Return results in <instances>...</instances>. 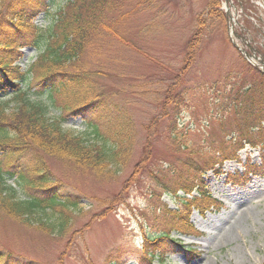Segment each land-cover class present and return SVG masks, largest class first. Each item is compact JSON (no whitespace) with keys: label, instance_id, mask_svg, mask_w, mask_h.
I'll list each match as a JSON object with an SVG mask.
<instances>
[{"label":"rangeland","instance_id":"1","mask_svg":"<svg viewBox=\"0 0 264 264\" xmlns=\"http://www.w3.org/2000/svg\"><path fill=\"white\" fill-rule=\"evenodd\" d=\"M132 1L135 0L131 4ZM156 1V10L140 13L127 26V37L143 51L112 44L108 51L119 63L110 62L113 75L100 78L107 94L115 95V102L110 104L125 105L139 126L141 144L135 147L132 162L114 180L100 181L47 156L51 174L59 181V191L78 196L85 213L76 217L73 232L62 241L0 218V251L10 253L14 260L42 264H148L142 246L145 236L166 228L160 220L161 208L179 206L177 198L166 190L183 194L179 186L192 181L193 163L203 165L222 147H230L241 135L239 124L264 125L263 69H252L232 45L221 19L207 24L194 60L185 68L188 43L196 33L199 15L206 13L208 0ZM243 1L251 23H257L263 0ZM128 6L129 10L130 2ZM237 6L240 12L241 6ZM37 21L39 25L46 24L43 16ZM23 51L25 57L37 55L34 49ZM34 60L20 63L27 68ZM171 85H176L175 96H183L174 112L179 114L183 140L192 147L184 151L173 148L163 135V129L169 132L163 120L160 130L152 135L151 160L136 168L145 141L142 125L160 115ZM252 86L255 105L249 106L248 112L242 103L243 95ZM241 104L243 115L238 116L234 110ZM66 126L79 130L84 121L70 117ZM262 151L260 146L247 145L238 152L239 160L224 163L223 172L203 174L207 188L220 205L215 204L203 215L197 211L192 214L191 222L200 235L181 237L172 233L196 251L190 255L172 252L168 264H264V177L244 174L241 178L238 174L248 160L262 163ZM196 171L199 176L201 171ZM230 176L238 184L232 185ZM19 195L25 196L20 190ZM157 263L154 260L153 264Z\"/></svg>","mask_w":264,"mask_h":264},{"label":"trees","instance_id":"2","mask_svg":"<svg viewBox=\"0 0 264 264\" xmlns=\"http://www.w3.org/2000/svg\"><path fill=\"white\" fill-rule=\"evenodd\" d=\"M59 1L0 0V218L63 240L85 210L78 197L59 191L47 156L100 181L114 180L132 162L135 147L141 144L139 126L125 105L110 104L115 102V95L107 94L100 78L113 75L110 62L119 63L108 51L112 44L143 51L127 37V26L140 13L156 10L159 5L156 0H135L132 4L131 0H68L55 16L51 8ZM207 3L206 13L200 14L196 33L188 43L186 64L194 60L207 24L225 21L221 0ZM41 13L50 21L42 28L33 22ZM25 47H34L38 56L28 70H21L15 63ZM175 87L166 90L160 115L142 125L145 141L136 168L151 160L152 135L160 130L163 120L169 125V132L163 129V135L173 148L184 151L192 147L179 131L180 118L174 109L183 96L179 92L175 96ZM247 89V94L254 93V86ZM243 101L248 112L249 106L255 105L253 95H245ZM241 106L235 107L236 115L241 113ZM70 117L81 118L84 126L79 130L67 127ZM239 127L241 135L230 147H222L203 165L193 163L201 174L190 169L194 172L192 181L179 186L183 195L166 190L177 198L179 206L161 208L160 220L166 228L146 236L143 246L148 264L154 259L166 264V255L172 251L193 253L190 247L177 244L180 240L171 232L199 234L190 222L193 210L203 214L217 204L202 178L204 172H221L223 163L238 159L237 152L248 143L264 150L263 122ZM217 165L221 167L216 169ZM245 169L264 177V162H248ZM0 264L42 263L16 261L10 253L0 251Z\"/></svg>","mask_w":264,"mask_h":264},{"label":"water","instance_id":"3","mask_svg":"<svg viewBox=\"0 0 264 264\" xmlns=\"http://www.w3.org/2000/svg\"><path fill=\"white\" fill-rule=\"evenodd\" d=\"M229 0H225V5H226V7H228V9H229V2H228ZM234 6V5H233ZM227 13L228 14H231L229 11H227ZM231 19H233L232 17H231ZM237 22V21H236ZM231 28L232 29H234L235 28V25H231ZM232 41H233V44H234V46H236L243 54H244V56H246L247 58H248V60H252V56H249L246 52H245V50H243L241 47H239L236 43H235V41L232 39ZM258 59V58H257ZM262 64H263V66H264V62H262Z\"/></svg>","mask_w":264,"mask_h":264}]
</instances>
